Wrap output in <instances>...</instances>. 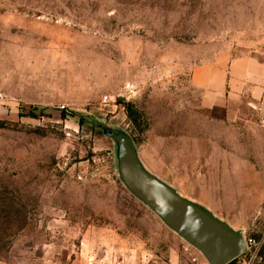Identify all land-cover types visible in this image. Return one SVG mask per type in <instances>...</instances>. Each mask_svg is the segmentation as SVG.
Wrapping results in <instances>:
<instances>
[{
	"label": "rangeland",
	"instance_id": "obj_1",
	"mask_svg": "<svg viewBox=\"0 0 264 264\" xmlns=\"http://www.w3.org/2000/svg\"><path fill=\"white\" fill-rule=\"evenodd\" d=\"M238 44L264 58V0H0V264L168 260L180 240L127 187L121 136L264 264V124L191 83Z\"/></svg>",
	"mask_w": 264,
	"mask_h": 264
},
{
	"label": "crops",
	"instance_id": "obj_2",
	"mask_svg": "<svg viewBox=\"0 0 264 264\" xmlns=\"http://www.w3.org/2000/svg\"><path fill=\"white\" fill-rule=\"evenodd\" d=\"M215 48L208 51L191 72V83L202 93L204 106L223 109L231 122L255 115L264 124V58L256 56L252 46L247 44ZM176 237L180 241L168 253V260L160 258L148 264H194V257L208 264L200 251L179 235L176 234ZM185 247L190 251L185 252ZM124 264L131 262L125 261ZM136 264L144 263L140 261Z\"/></svg>",
	"mask_w": 264,
	"mask_h": 264
},
{
	"label": "water",
	"instance_id": "obj_3",
	"mask_svg": "<svg viewBox=\"0 0 264 264\" xmlns=\"http://www.w3.org/2000/svg\"><path fill=\"white\" fill-rule=\"evenodd\" d=\"M118 140L121 173L129 190L172 231L200 251L208 264H230L245 253L247 245L240 235L146 172L128 137L121 136Z\"/></svg>",
	"mask_w": 264,
	"mask_h": 264
},
{
	"label": "built area",
	"instance_id": "obj_4",
	"mask_svg": "<svg viewBox=\"0 0 264 264\" xmlns=\"http://www.w3.org/2000/svg\"><path fill=\"white\" fill-rule=\"evenodd\" d=\"M247 250L245 253L240 256L237 260H235L238 264H254L258 261H261L263 257L260 254L261 244L258 243L255 239H248L246 242ZM185 252H189L190 249L185 247ZM194 264H206L198 260V258L194 257L192 259Z\"/></svg>",
	"mask_w": 264,
	"mask_h": 264
},
{
	"label": "trees",
	"instance_id": "obj_5",
	"mask_svg": "<svg viewBox=\"0 0 264 264\" xmlns=\"http://www.w3.org/2000/svg\"><path fill=\"white\" fill-rule=\"evenodd\" d=\"M30 115H32V116H36L33 112H31ZM235 263H236V261H233V262L230 263V264H235Z\"/></svg>",
	"mask_w": 264,
	"mask_h": 264
}]
</instances>
